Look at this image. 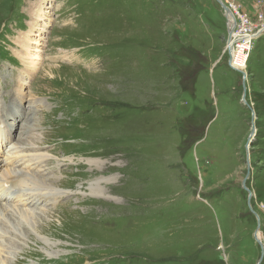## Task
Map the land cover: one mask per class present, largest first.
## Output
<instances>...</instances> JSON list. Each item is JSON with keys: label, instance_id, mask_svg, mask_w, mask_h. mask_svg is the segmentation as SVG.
I'll list each match as a JSON object with an SVG mask.
<instances>
[{"label": "rangeland", "instance_id": "obj_1", "mask_svg": "<svg viewBox=\"0 0 264 264\" xmlns=\"http://www.w3.org/2000/svg\"><path fill=\"white\" fill-rule=\"evenodd\" d=\"M37 1L46 25L32 28ZM223 3L233 36L244 17L264 24V0ZM228 27L216 0H0L17 61L0 60V111L22 98L32 126L0 142L7 180L31 176L1 201L0 262L264 264V68L230 66Z\"/></svg>", "mask_w": 264, "mask_h": 264}, {"label": "bare ground", "instance_id": "obj_2", "mask_svg": "<svg viewBox=\"0 0 264 264\" xmlns=\"http://www.w3.org/2000/svg\"><path fill=\"white\" fill-rule=\"evenodd\" d=\"M32 4H33V6L31 7V12H32V14H33V21H32V25H31V27L32 28H35L36 26H41V27H44L45 25H46V22H44V18H45V15H47L46 14V12H45V10H44V7H43V5H42V2L41 1H37V2H32ZM229 9V8H228ZM47 17V16H46ZM227 21L229 22V25H230V33H231V37H232V41H231V43H233L232 44V46H229V47H231L232 49H235V51L237 50V51H239V52H241V53H243V54H245L244 53V51H243V47L244 46H241V47H236L235 46V42H234V39H233V36H232V31L234 30L233 28H232V25H234V23H235V21H236V16L234 15V13L232 12V10L231 9H229V12H227ZM37 28V27H36ZM31 30V29H30ZM23 41V40H22ZM28 42V41H27ZM24 43V42H23ZM29 48V47H28ZM232 49H231V54H232ZM42 51V50H41ZM66 52V51H65ZM235 54V53H234ZM233 54V55H234ZM60 56V55H59ZM35 58H33L32 59V61H34V63H35V60H34ZM232 60H233V64H234V66L236 67V68H238L239 70H242L243 68H244V66H246V63L244 64L243 63V61L245 60V59H243V61L242 62H237V63H234V60H235V58L234 57H232ZM37 63V62H36ZM38 65V64H37ZM34 67V66H33ZM38 67V66H37ZM31 68V66H29L28 65V63H26L25 64V72H28V70ZM34 69V68H33ZM33 74V73H32ZM27 79V78H26ZM22 80H24V79H22ZM22 80H21V82H22ZM24 85V84H23ZM23 89V88H22ZM23 101V99L22 98H19V100H18V103H19V107L20 108H18L17 110L15 109H13V113H11V110L10 109H12L11 107L10 108H8V107H4V109H2L1 111H0V114L4 117V118H6V120H3V123H5V126H1L0 125V142L3 144V143H9L11 140H12V137L15 135V133H16V130H17V128L15 127V125H19L20 123L22 124V125H25V126H27V125H29L28 123V121L26 122L25 121V118H24V115H25V113L22 111V112H19L20 110H21V108H22V102ZM41 101V100H40ZM44 105V104H43ZM7 106V105H6ZM18 107V106H17ZM3 112H5V113H3ZM11 114H17V115H11ZM8 115H10V116H12V118H10L11 120H12V122L11 121H8L7 122V118H8ZM2 122V120L0 119V123ZM12 124V125H11ZM6 127V128H5ZM30 127H32L31 125H29V126H27V131H31L32 129H30ZM12 142V141H11ZM10 144V143H9ZM4 145V144H3ZM7 146V145H6ZM5 147V146H4ZM18 148V147H17ZM9 149V148H8ZM10 151H12L11 149H10ZM9 151V152H10ZM27 153V152H26ZM3 154V153H2ZM6 154H8V152H6ZM19 155V154H18ZM7 157V159H10L11 158V153H9L8 154V156H6ZM14 158H15V156H14ZM13 159V158H12ZM23 159H25V158H23ZM11 160V159H10ZM17 160V159H16ZM18 161H20V159L18 160ZM19 163V162H18ZM95 163H96V161H95ZM12 164H14V163H12ZM1 169L3 170L2 171V173H1ZM13 169H16V167L15 166H13ZM13 172H15V171H12V166H9V164L7 163V161H4V160H1L0 161V180H2V185H0V216L2 215V214H4V212L3 211H5L6 209V212H10V213H12V211L11 210H9V208L7 207V206H4L2 203H1V201H3V200H7V199H15L16 197H18V199L20 198V197H22L23 195H25V193H26V189H24V186H25V180H27L29 177H31L30 175H28V174H26V173H24L23 172V174H21V175H23V178H14V180L13 181H11V182H9L7 179L9 178V177H12V174H13ZM19 172V171H18ZM16 175V174H15ZM28 182V181H27ZM26 182V183H27ZM36 184L37 185H34L35 186V189H40L41 188V186H40V183L39 182H36ZM100 184V183H99ZM14 187H16L17 189H19L20 191H21V193H17V192H12L11 191V188L13 189ZM26 188V187H25ZM39 192H37V190H36V192L32 195V197L35 199L37 196H38V193H42L41 192V190H38ZM4 192L5 193H7V197H5L4 196ZM94 195L95 196H98V195H102L103 194V192H101V191H98L97 189H95L94 191ZM11 193L13 194V196H12V198H11ZM45 195V194H44ZM27 200V199H26ZM21 201H23V200H21ZM31 202H32V200H31ZM12 209H16V208H12ZM17 210V209H16ZM20 211H18V213H20L21 214V216L23 217V218H25L26 219V221H30L29 220V216H28V213H26L27 211H29V210H25V209H23V210H21V209H19ZM8 216V215H7ZM6 223V219H3V218H1L0 217V229L2 230L3 228H2V226L4 225ZM22 224V223H21ZM26 224V223H25ZM2 245L4 246L5 244H3L2 243ZM6 246V245H5ZM1 250V249H0ZM7 252V251H6ZM10 252V251H9ZM8 253V252H7ZM0 255H1V253H0ZM6 255V254H5ZM7 256V255H6ZM0 264H4L3 262H0Z\"/></svg>", "mask_w": 264, "mask_h": 264}, {"label": "water", "instance_id": "obj_3", "mask_svg": "<svg viewBox=\"0 0 264 264\" xmlns=\"http://www.w3.org/2000/svg\"><path fill=\"white\" fill-rule=\"evenodd\" d=\"M216 1H218V3H220L223 7H224V9H225V14L227 15V12H229V9H228V7L223 3V0H216ZM230 27H228V30H229V32H230ZM233 32V31H232ZM231 34V33H230ZM231 40V39H230ZM237 69V68H236ZM239 70V69H238ZM241 71V70H240ZM246 72H243V81H242V85H243V100L245 101V103L248 105V107H250V109L253 111V108H252V106L246 101V89H247V87H246ZM254 113V112H253ZM255 133H256V127H255V125L253 124V126H252V129H251V132H250V135H249V138H248V141H247V143H246V149H247V157H248V160H247V164H248V166H249V164H250V159H249V144H250V142H251V139H252V137L255 135ZM249 176H250V167H248V170H247V174H246V176H245V178L243 179V181H242V185H243V187H244V189L245 190H247V192H248V205H249V207H250V211L251 212H253V213H255V215L257 216V213L254 211V209H253V207H252V203H251V200H252V190H250V188L247 186V179L249 178ZM260 224H258V226H257V230L255 231V234H254V236H255V239H256V241L259 243V245L261 246V248H262V255H261V260H262V258H263V255H264V244H263V241H262V239H261V237L259 236V232H260Z\"/></svg>", "mask_w": 264, "mask_h": 264}, {"label": "built area", "instance_id": "obj_4", "mask_svg": "<svg viewBox=\"0 0 264 264\" xmlns=\"http://www.w3.org/2000/svg\"><path fill=\"white\" fill-rule=\"evenodd\" d=\"M234 8H232V12H233ZM235 15V14H234ZM236 16V15H235ZM261 18L262 15H261ZM237 19V17H236ZM244 22H241V25L239 24V27H240V31L238 32V35H235L233 36V39H234V42H235V46L236 47H241V46H244V51L245 50H248V52L251 50L252 48V45H253V41L254 39L256 38V36L259 34L260 31H264V24L262 25L261 28H257V25H254L256 26V28L258 29L254 34L251 32V28H250V25L252 26V22L245 18L244 17ZM232 39V37H231ZM243 42V45H241L240 43ZM247 52V53H248Z\"/></svg>", "mask_w": 264, "mask_h": 264}, {"label": "trees", "instance_id": "obj_5", "mask_svg": "<svg viewBox=\"0 0 264 264\" xmlns=\"http://www.w3.org/2000/svg\"><path fill=\"white\" fill-rule=\"evenodd\" d=\"M260 43L264 44V35L260 36L258 39H256V41L254 42V45H253V48L250 52V55L248 57V60H247V66H248V63L251 61H253L252 63V66L254 67H257V68H264V62H257V61H254L255 59H257V54L259 53V50L258 48H260ZM254 75V73H252ZM251 74V75H252Z\"/></svg>", "mask_w": 264, "mask_h": 264}]
</instances>
